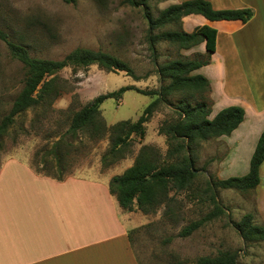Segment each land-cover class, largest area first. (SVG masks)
<instances>
[{"label": "rangeland", "instance_id": "374dc122", "mask_svg": "<svg viewBox=\"0 0 264 264\" xmlns=\"http://www.w3.org/2000/svg\"><path fill=\"white\" fill-rule=\"evenodd\" d=\"M179 1L184 0L152 1L151 13L155 16L160 9ZM167 28L170 26L164 27ZM0 29L12 41L25 45L31 56L60 59L78 47L100 49L127 62L139 77L135 80L124 71H108L95 64L59 70L56 76L62 86L61 94L50 106L40 105L15 116L1 138L2 149L7 153L15 151L13 155L25 159L31 152L30 161L37 172L51 175L60 172L62 176L79 172L84 176L92 175L87 167H93L103 177L120 174L125 164L133 163L142 144L154 145L165 153L166 139L158 134V127L164 120L177 117L175 106L180 100L191 103L198 100L180 93L172 96V103L161 104L146 123L145 135L131 137L125 158L102 167L101 156L109 148V139L92 138L82 131L74 137L66 133L73 111L95 96L121 86L132 85L139 90L158 88L157 64L179 57L194 58L202 52L177 49L161 41L155 46V59L146 39L143 10L126 0H76L75 4L62 0H0ZM24 75L22 63L10 55L6 43L0 39V121L21 90ZM152 98L135 89L127 90L120 98L105 99L100 112L108 126L120 120L135 121ZM192 148L197 177L190 189L170 192L173 199L167 207L161 205L155 214L148 215V223L134 238L139 255L146 264H196L200 256L228 250L236 253L237 264H264V241H244L232 226L233 221L255 210L253 190L214 186L211 191L224 213L189 236L178 235L185 225L214 208L210 192L205 191L209 179L244 175L249 165L221 164L228 153L222 139L209 138ZM253 222L256 224V220Z\"/></svg>", "mask_w": 264, "mask_h": 264}, {"label": "trees", "instance_id": "16d2710c", "mask_svg": "<svg viewBox=\"0 0 264 264\" xmlns=\"http://www.w3.org/2000/svg\"><path fill=\"white\" fill-rule=\"evenodd\" d=\"M62 1L67 4L76 3V0ZM126 1L132 6H141L147 21L146 39L155 59L157 58L155 46L161 41H167L177 49H190L204 42L206 51L198 53L194 58L179 57L157 64L158 88L139 90L132 85H125L117 90L95 96L73 111L66 133L74 137L82 131L92 138H108L109 148L101 156L102 167H108L125 158L133 135L138 137L145 135L146 123L161 104L169 105L172 103L171 97L179 93L197 97L195 103H191V100H180L175 106L177 117L164 120L158 127V134L164 135L166 139L165 153L154 145L142 144L132 165L120 174L113 175L109 180V192L115 196L122 209L139 210L145 215H151L155 214L161 205L167 207L172 201L173 195H170V192L191 188L197 177V170L193 167L192 145L209 138L229 135L244 117L242 107L231 105L220 109L209 118L212 105L209 81L205 76L192 72L209 63L210 54L215 49L216 29L202 25L192 32H186L182 30L181 19L185 15L194 13L201 14L209 20L240 19L246 22L252 16V11L248 8L214 9L208 0H184L160 9L154 16L151 13V2L165 0ZM166 26L170 28L164 29ZM0 39L6 43L10 55L20 61L25 70L23 86L9 112L0 121V150L1 138L8 131L15 116L40 105L50 106L61 94L62 86L56 76L59 70L65 67L74 69L95 64L108 71H124L135 80L139 78L127 62L100 49L78 47L60 59H48L31 56L25 45L12 41L3 29H0ZM132 89L153 98L135 121L120 120L112 125H106L100 112L103 101L110 97L120 98L125 91ZM61 140L60 138L57 141ZM60 156H58L59 160ZM263 160L264 129L250 157L248 172L241 176L209 179L205 191L210 192L214 208L201 218L189 222L178 232V235L189 236L204 223L224 213V209L211 191L214 186L239 191L253 190L259 183V167ZM57 164L61 162L58 161ZM53 176L59 179L63 177L60 172ZM232 226L244 241H264V223L255 224L252 213H246L239 221H233ZM236 258L234 251L222 250L213 256L198 257L196 264H237Z\"/></svg>", "mask_w": 264, "mask_h": 264}, {"label": "crops", "instance_id": "0c3cea01", "mask_svg": "<svg viewBox=\"0 0 264 264\" xmlns=\"http://www.w3.org/2000/svg\"><path fill=\"white\" fill-rule=\"evenodd\" d=\"M208 1L214 9L252 11L246 22L194 13L181 19L186 32L202 25L216 29L209 63L192 74L209 81V118L227 106L244 109L240 124L218 139L228 148L221 164H249L264 129V0ZM190 49L204 53L205 43ZM14 152L0 150V264H146L134 238L148 215L118 205L108 188L115 174L103 177L98 168L87 167L92 175L77 172L59 179L37 172L31 152L25 159ZM253 194V219L263 224L264 160Z\"/></svg>", "mask_w": 264, "mask_h": 264}]
</instances>
